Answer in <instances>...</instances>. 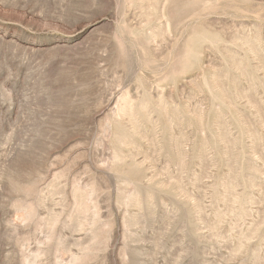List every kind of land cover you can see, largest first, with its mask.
<instances>
[{"label": "rangeland", "instance_id": "rangeland-1", "mask_svg": "<svg viewBox=\"0 0 264 264\" xmlns=\"http://www.w3.org/2000/svg\"><path fill=\"white\" fill-rule=\"evenodd\" d=\"M0 264H264V0H0Z\"/></svg>", "mask_w": 264, "mask_h": 264}]
</instances>
